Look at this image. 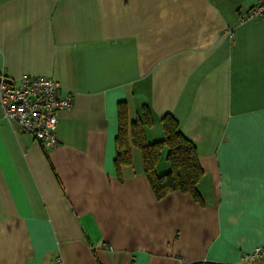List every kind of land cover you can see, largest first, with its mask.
<instances>
[{
	"label": "crops",
	"instance_id": "1",
	"mask_svg": "<svg viewBox=\"0 0 264 264\" xmlns=\"http://www.w3.org/2000/svg\"><path fill=\"white\" fill-rule=\"evenodd\" d=\"M257 0H0V75L52 77L57 145L0 109V264H264V18ZM170 114L196 147L201 201L157 199L141 152L115 166L118 105ZM167 148L155 166L169 170Z\"/></svg>",
	"mask_w": 264,
	"mask_h": 264
},
{
	"label": "trees",
	"instance_id": "2",
	"mask_svg": "<svg viewBox=\"0 0 264 264\" xmlns=\"http://www.w3.org/2000/svg\"><path fill=\"white\" fill-rule=\"evenodd\" d=\"M149 124L146 111H143L142 120L130 122L126 104L119 103L115 166L120 168L130 165L131 147H137L141 152L145 176L157 199L179 191L189 193L195 201L200 202L197 184L203 176V170L198 162L195 145L179 131L177 121L170 114L161 119L163 138L148 144L145 141L144 125ZM165 147L168 150L167 160L170 167L167 172L158 175L155 166L161 150Z\"/></svg>",
	"mask_w": 264,
	"mask_h": 264
},
{
	"label": "built area",
	"instance_id": "3",
	"mask_svg": "<svg viewBox=\"0 0 264 264\" xmlns=\"http://www.w3.org/2000/svg\"><path fill=\"white\" fill-rule=\"evenodd\" d=\"M258 18H264V0H257L241 20ZM59 90V83L52 77L23 75L17 83H12L0 75L3 117L15 130L30 134L45 147H55L58 143L55 135L57 113L72 103L71 97H59ZM242 259H264V244L245 253Z\"/></svg>",
	"mask_w": 264,
	"mask_h": 264
}]
</instances>
